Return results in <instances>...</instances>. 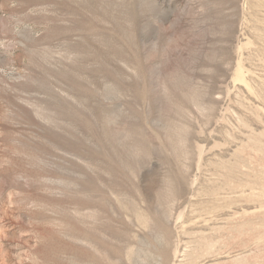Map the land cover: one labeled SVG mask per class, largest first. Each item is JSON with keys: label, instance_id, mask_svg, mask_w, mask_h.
I'll use <instances>...</instances> for the list:
<instances>
[{"label": "rangeland", "instance_id": "rangeland-1", "mask_svg": "<svg viewBox=\"0 0 264 264\" xmlns=\"http://www.w3.org/2000/svg\"><path fill=\"white\" fill-rule=\"evenodd\" d=\"M0 264H264V0H0Z\"/></svg>", "mask_w": 264, "mask_h": 264}]
</instances>
